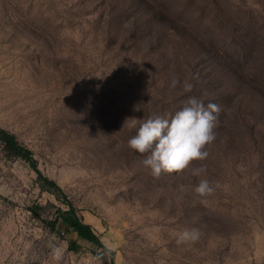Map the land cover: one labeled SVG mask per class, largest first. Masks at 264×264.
<instances>
[{"label":"rangeland","instance_id":"374dc122","mask_svg":"<svg viewBox=\"0 0 264 264\" xmlns=\"http://www.w3.org/2000/svg\"><path fill=\"white\" fill-rule=\"evenodd\" d=\"M0 264H264V0H0Z\"/></svg>","mask_w":264,"mask_h":264}]
</instances>
